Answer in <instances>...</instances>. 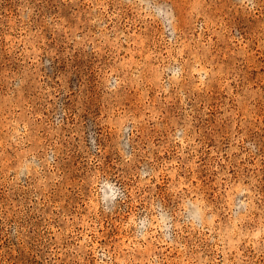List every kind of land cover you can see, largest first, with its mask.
Listing matches in <instances>:
<instances>
[{"label": "rangeland", "instance_id": "rangeland-1", "mask_svg": "<svg viewBox=\"0 0 264 264\" xmlns=\"http://www.w3.org/2000/svg\"><path fill=\"white\" fill-rule=\"evenodd\" d=\"M0 264H264V0H0Z\"/></svg>", "mask_w": 264, "mask_h": 264}]
</instances>
